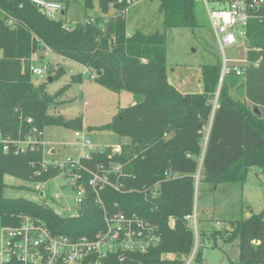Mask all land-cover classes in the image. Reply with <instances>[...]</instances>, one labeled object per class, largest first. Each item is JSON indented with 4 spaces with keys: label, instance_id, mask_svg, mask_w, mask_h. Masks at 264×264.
Instances as JSON below:
<instances>
[{
    "label": "trees",
    "instance_id": "obj_1",
    "mask_svg": "<svg viewBox=\"0 0 264 264\" xmlns=\"http://www.w3.org/2000/svg\"><path fill=\"white\" fill-rule=\"evenodd\" d=\"M55 1L67 4L69 0ZM158 1L164 29L195 26V0ZM97 3L103 14L112 7L113 15L68 26L61 18H49L29 0H0V225H17L23 214L44 221L53 234L73 238L93 236L103 228L102 211L92 192L80 214L72 218L57 216L30 198L4 195L5 175L43 181L57 173L43 168L40 137L22 152L14 151L13 141L32 135L33 128L42 132L51 125L73 131L84 128L80 116L49 113L56 99L84 76L73 74L70 82L48 93L49 77L35 83L32 73L33 55L44 49L79 63L106 89L135 96L133 104L99 127L127 138L120 152L112 154L108 148L81 160L88 166L119 165L124 187L101 191L105 207L111 212L137 213L157 225L159 238L145 251L128 252L122 258L107 256L103 264H182L195 245L193 229L184 217L194 208L197 172L199 181L213 186L243 185L251 166L264 173V10L246 27L244 73L231 70L220 81L221 62L203 64L202 90L183 93L168 80L165 32L128 33L126 0ZM83 6L91 8L92 0H83ZM63 73L57 70L53 81ZM236 93L241 99L233 96ZM226 225L202 233L211 238L210 246L219 247L217 240L237 241L238 258L228 264H264V211L228 220ZM194 261H202L198 247Z\"/></svg>",
    "mask_w": 264,
    "mask_h": 264
},
{
    "label": "rangeland",
    "instance_id": "obj_2",
    "mask_svg": "<svg viewBox=\"0 0 264 264\" xmlns=\"http://www.w3.org/2000/svg\"><path fill=\"white\" fill-rule=\"evenodd\" d=\"M61 3V1H60ZM62 10L55 14L56 19H63L68 26H74L87 18L103 17L113 15L114 10L110 7L106 14H103L98 6L97 0H92V7L85 9L83 0H69L67 4L61 3ZM129 8L125 13L126 30L128 33L139 29L145 33L164 31L166 36L165 63L167 76L170 82L183 93L200 92V67L203 64H212L222 61V54L211 29L206 12L202 5L196 1L195 26L194 27H163V16L159 11L158 0H131ZM245 46L239 42L234 45L225 46V56L235 62L232 65H242L245 60ZM2 53L0 50V57ZM43 55L42 59L40 56ZM241 60V61H239ZM244 61V62H243ZM33 68L40 69L41 74L34 75L35 83L52 80L47 83L48 93H54L57 89L70 82L71 75L81 70L83 81L72 83L69 88L56 99L49 113L61 114L66 118L82 117L86 137L94 145H105L124 143L127 138L120 137L112 131L99 129L103 124L110 122L113 116L126 107L135 96L127 91L114 92L96 83L90 77V72L77 62L63 57H57L50 52L41 49L33 55ZM62 69L63 74L56 78V71ZM235 98L241 99L239 95L233 94ZM85 101V105L83 102ZM264 116V112H263ZM42 140L45 157H49L51 150L58 152L63 158L74 154L75 142L74 131L62 126H45L42 132ZM195 182L194 206L196 217V247L202 250V261L194 264H228L236 260L238 255L237 243L219 242V247L210 246L211 238L202 234L205 231L220 229L225 226L228 220L240 219L248 208L252 213L264 211V173L257 167L251 166L248 169L247 179L243 188L238 183H212L199 181ZM258 176V177H257ZM6 188L4 195L7 197L23 196L35 201H41L34 192V184L44 182L41 180H22L9 175L4 176ZM56 188L52 182L47 184L45 203L52 206V194ZM250 208H249V207ZM228 226V225H226ZM1 227V225H0ZM209 229V230H207ZM169 258L172 255H168Z\"/></svg>",
    "mask_w": 264,
    "mask_h": 264
},
{
    "label": "built area",
    "instance_id": "obj_3",
    "mask_svg": "<svg viewBox=\"0 0 264 264\" xmlns=\"http://www.w3.org/2000/svg\"><path fill=\"white\" fill-rule=\"evenodd\" d=\"M29 1L38 5L49 18L54 19L57 12H62V5L58 1ZM130 1L126 0L127 3ZM195 1L204 8L222 54L219 80L221 81L231 70L236 75H242L248 63L246 58L244 60L246 63L232 65L230 63L235 61L225 56L224 47L239 42L245 46V51L248 50L246 27L250 20L259 18L264 10V0ZM32 73L39 75L42 72L40 69L32 68ZM90 77L93 78L92 75ZM83 104L85 105V101ZM31 134L23 140L13 141L14 151H24L25 147L35 142L38 137L42 146L46 144L41 137L42 131L33 128ZM74 136L75 142L72 144L74 154L63 158H60L55 150H51L49 157L43 154L44 170L54 169L57 173L43 180L44 182L34 184V192L42 198L38 202L50 207L57 216L64 218L78 216L88 193L92 192L95 204L102 211L103 228L93 236L82 235L73 238L64 234H53L44 221L20 214L19 224L0 227V264H103L107 256L115 255L122 258L123 254L128 252L145 251L158 241V227L154 223L134 212L126 213L120 210L111 212L105 207L101 191L106 187L120 191L124 187V182L119 180L122 175L120 166L114 163L105 165L103 162L88 166L81 160L89 159L93 152L103 153L108 148L112 154L118 153L121 144L94 145L86 137L84 128L74 130ZM3 149L7 150L8 145L4 144ZM164 175L171 176L169 172H165ZM197 181L198 175L195 176V182ZM50 182L56 188L50 197L52 206L45 203L48 196L47 184ZM196 217L195 206L192 212L184 217L193 229L195 237ZM195 250L196 242L193 251L182 264H194Z\"/></svg>",
    "mask_w": 264,
    "mask_h": 264
},
{
    "label": "crops",
    "instance_id": "obj_4",
    "mask_svg": "<svg viewBox=\"0 0 264 264\" xmlns=\"http://www.w3.org/2000/svg\"><path fill=\"white\" fill-rule=\"evenodd\" d=\"M52 54V53H51ZM52 55H55V54H52ZM57 57H62V56H59V55H56ZM42 57H43V55H41L40 56V58L42 59ZM81 67H82V65H81ZM77 73H81V70L79 71V72H77ZM76 73V74H77ZM168 80H169V82H170V79H169V77H168ZM171 83V82H170ZM134 103V100H131L130 101V103L129 104H133ZM128 104V105H129ZM245 184V183H244ZM243 184V185H244ZM243 185H241V189L243 188ZM249 207V206H248ZM250 208V207H249ZM250 213H252V211L251 210H249L248 208L245 210V212H244V216L245 217H248L249 215H250ZM207 230H209V229H207ZM234 242V241H233ZM236 243H237V241H235ZM238 247V246H237ZM237 258H238V255H237Z\"/></svg>",
    "mask_w": 264,
    "mask_h": 264
},
{
    "label": "water",
    "instance_id": "obj_5",
    "mask_svg": "<svg viewBox=\"0 0 264 264\" xmlns=\"http://www.w3.org/2000/svg\"><path fill=\"white\" fill-rule=\"evenodd\" d=\"M61 13H63V11H62ZM49 80L51 81V77H49ZM255 110H257V109H255ZM257 112H258V111H257Z\"/></svg>",
    "mask_w": 264,
    "mask_h": 264
}]
</instances>
